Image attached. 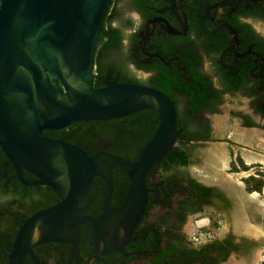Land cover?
Instances as JSON below:
<instances>
[{
	"label": "flooded vegetation",
	"instance_id": "1",
	"mask_svg": "<svg viewBox=\"0 0 264 264\" xmlns=\"http://www.w3.org/2000/svg\"><path fill=\"white\" fill-rule=\"evenodd\" d=\"M173 2L109 0L95 51L94 89L109 84H136L165 94L151 85L161 71L182 72L185 78V73L195 68L206 85L201 112L188 113L176 86H173L175 101L165 94L175 107L177 119L187 120L185 125L177 123L186 140L177 139L174 147L182 146L191 163L168 166L162 160L153 166L146 179L144 213L130 236L124 230L116 234L108 244V253L103 254L102 243L88 240L92 231L88 225H82L76 253L67 241L35 247L33 252L42 264H229L242 263L241 259L245 260L242 264L264 263V248L259 256L254 255V237L236 235L232 230L219 234L224 213L236 212L229 189L215 180L201 182L190 171L198 163L197 151L220 140L227 145L226 173L241 174L240 178L244 174L242 182L256 170H264V164L246 162L242 152H234L230 137L224 140L215 136V129L250 132L249 139L256 131L264 133V116L258 111L259 94L264 92V0H175L178 8ZM178 9L184 13L185 21ZM221 25L231 27L235 37ZM185 79L188 85L193 84L192 75ZM236 100H244L246 105L243 108L232 105L225 125L223 122L220 127L214 126L212 118L223 112L225 102ZM89 123L72 125L80 124L81 128L76 129L79 132ZM158 125L159 120L157 128ZM57 139L83 149L91 157H100L112 181L109 211L120 209L128 196L129 178L122 169L112 167L109 157L135 162L139 153L121 158L110 151L111 143L96 135L86 142ZM127 148L134 150L136 144L129 143ZM237 155L251 168L230 173V163ZM21 178L23 182L0 148V213L5 211L0 221V244H3L0 264H8V253L19 226L34 213L59 202L54 191L39 184L31 173L22 170ZM203 188L210 190L206 192ZM263 192L264 188L258 194ZM105 195V181L95 178L86 206L87 216L93 219L103 216ZM215 222L218 228L213 232ZM117 223L116 216L109 217L105 231L112 230ZM4 230L7 232L3 233Z\"/></svg>",
	"mask_w": 264,
	"mask_h": 264
},
{
	"label": "water",
	"instance_id": "2",
	"mask_svg": "<svg viewBox=\"0 0 264 264\" xmlns=\"http://www.w3.org/2000/svg\"><path fill=\"white\" fill-rule=\"evenodd\" d=\"M108 4L109 0H0V148L22 182L21 172L26 170L59 198L19 226L8 264H42L33 249L52 242H70L76 253L82 225L92 231L88 240L102 243L103 254L108 253L116 234L124 230L130 236L144 213L150 170L177 139L186 140L177 128L174 105L160 91L136 84L94 89L95 51ZM173 5L178 8L175 0ZM221 28L235 37L231 27ZM148 109L157 112L159 125L136 161L109 157L112 167L129 178L125 203L110 212L112 181L100 157L44 132ZM97 177L106 184L105 207L103 216L93 219L86 215V206ZM233 198L237 210L238 200ZM111 216L118 223L107 232Z\"/></svg>",
	"mask_w": 264,
	"mask_h": 264
},
{
	"label": "trees",
	"instance_id": "3",
	"mask_svg": "<svg viewBox=\"0 0 264 264\" xmlns=\"http://www.w3.org/2000/svg\"><path fill=\"white\" fill-rule=\"evenodd\" d=\"M106 31V32H105ZM104 32L108 34L109 30ZM103 33V34H105ZM103 36L100 37L102 39ZM182 72H176L170 74V72L161 71L158 77L151 82L154 88L163 91L172 101L173 97V86L177 87L178 92L184 98L185 109L190 115H194L197 112H201L203 106V97L205 93V82L204 77L199 74L195 68L190 72L185 73V78H190L192 75L193 84H187V81L182 77ZM135 83V81L133 82ZM264 89V87H262ZM211 94V92H210ZM260 105L258 111L264 116V92L259 94ZM187 120L178 118L177 123L180 125H185ZM158 124V114L153 109H148L141 111L137 114L106 122H91L84 125L82 130L79 132L76 129H80V124L70 125L66 129L60 130V132H45L44 134L50 138H65L67 141L75 142L81 141L86 142L90 139L91 135H96L105 142L112 144L110 149L111 152L118 155L121 158H126L129 153L137 155L140 153L141 148L152 138ZM191 136H195L192 134ZM135 143L136 148L134 150L128 151L127 145L129 143ZM166 161L167 165H177V166H187L190 164V159L187 151L182 146L174 147L170 152H168L162 159ZM161 160V161H162ZM159 163V162H158ZM260 167V165H256ZM251 168L244 163L239 155L235 157L230 163V173H239L242 171H247ZM242 182L246 187L248 193H259L261 194L264 188V170H256L254 175L243 178ZM208 191L210 189H202ZM5 213L3 210L0 213V221L2 220V215ZM218 228V224L215 222L212 231L215 232ZM11 231V230H9ZM7 232L6 230L3 231ZM14 232V231H13ZM3 249V244H0V250ZM264 264V263H263Z\"/></svg>",
	"mask_w": 264,
	"mask_h": 264
},
{
	"label": "rangeland",
	"instance_id": "4",
	"mask_svg": "<svg viewBox=\"0 0 264 264\" xmlns=\"http://www.w3.org/2000/svg\"><path fill=\"white\" fill-rule=\"evenodd\" d=\"M232 105H234V106L237 105V106L243 108L246 105V102L244 100L240 101V102L238 100L226 101L224 106H223V112L219 116L212 118V123L214 126L216 125V122H222L223 123L224 120L226 121L227 112ZM224 125H225V122H224ZM234 133H235V130H233L232 132H229V130L224 132L222 130L220 131V130L215 129L216 138H221V139L226 140V138L230 137L234 142V145L232 146L234 152H236V153L238 151L242 152L245 160L247 159V157H252L253 159H255V161L252 160L250 162H253V163L260 162V163L264 164L262 162V160H264V133L256 131L251 136V139H249V141H247L248 140L247 139L243 142L236 139V137L234 136ZM254 136H256V138H254ZM249 137H250V135H249ZM222 141L223 140H220V141H218L219 143H216L215 145H211V146L209 145V146H206L205 148H201L200 150L197 151V158H198L197 162L198 163H197V165L192 166L190 168V171L193 174V176H195L201 182L207 181V179L204 178V175H205L204 174V167H205L204 153H205V151L207 152L210 148H214V147H219V148H222L224 151H227V145L225 143H220ZM225 153L227 155V152H225ZM228 160L229 159H227V164H228ZM252 171L253 170H251L250 173H252ZM208 173H210V172H208ZM235 175L238 176L236 178V181L241 182L240 179L242 177H244V175H242L241 178H240L241 174L240 175L235 174ZM211 180L216 181V177H213ZM259 198H260L259 202H257V203L246 204L245 207L243 208L244 212H242V208L238 211L239 212L241 211V213L243 215V219H242L243 222L245 221V223L253 225V226L257 227L258 229H261L264 231V213L262 211V207H260L258 205L259 203H261L262 206L264 207V192L262 195H259ZM236 213L237 212H235V214ZM235 214H234L233 210H227L224 213V215H223L224 220L221 222L220 228H219V234L220 235L228 233L231 230L236 235L245 234L243 232L237 233L238 231L235 228V223L238 221V219L236 218ZM248 236H251V235H248ZM252 237H254V236H252ZM202 238L204 239V237H202ZM261 239H263V240H261ZM254 240H255L254 255L259 256L260 251L264 248V237L263 238H255L254 237ZM240 261L242 263H245L244 259L243 260L241 259ZM242 263H240V264H242Z\"/></svg>",
	"mask_w": 264,
	"mask_h": 264
},
{
	"label": "bare ground",
	"instance_id": "5",
	"mask_svg": "<svg viewBox=\"0 0 264 264\" xmlns=\"http://www.w3.org/2000/svg\"><path fill=\"white\" fill-rule=\"evenodd\" d=\"M216 125L220 127L222 125V122H216ZM249 133L250 132H241L239 130H235L234 136L236 137V139L243 142L246 139H249ZM225 152L226 151L219 147L210 148L207 152L205 151L204 178L207 180H211L213 177H216V183L226 186L229 189L230 193L238 200L239 207L236 210L237 213L235 214L236 218L238 219V221L236 220L237 222L235 223L236 230L238 232H243L247 235L254 236L255 238H263L264 231L258 229L253 225L245 223V221L243 222V215L241 211H238L242 208V212H244L243 208L248 203L259 202V195L246 194L243 183L236 181V178L238 176L226 173L228 158ZM246 160L248 162L252 160L255 161V159H253L252 157H247ZM262 162L264 163V160H262ZM258 205L262 207V211L264 213V207L262 206V204L259 203ZM229 264L240 263L230 262Z\"/></svg>",
	"mask_w": 264,
	"mask_h": 264
}]
</instances>
